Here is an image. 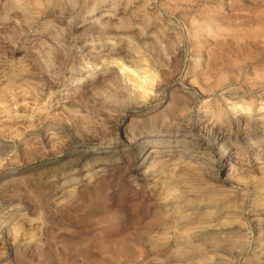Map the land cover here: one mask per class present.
<instances>
[{
    "label": "rangeland",
    "instance_id": "1",
    "mask_svg": "<svg viewBox=\"0 0 264 264\" xmlns=\"http://www.w3.org/2000/svg\"><path fill=\"white\" fill-rule=\"evenodd\" d=\"M260 94L264 0H0V264H264V175L143 164L212 104L262 128Z\"/></svg>",
    "mask_w": 264,
    "mask_h": 264
},
{
    "label": "bare ground",
    "instance_id": "2",
    "mask_svg": "<svg viewBox=\"0 0 264 264\" xmlns=\"http://www.w3.org/2000/svg\"><path fill=\"white\" fill-rule=\"evenodd\" d=\"M251 88L253 89V87ZM245 96L246 94L242 93L238 98ZM237 102H240L245 110L255 111L259 105L264 108V95L253 96L249 101L232 100V103ZM212 106L211 111L198 116L194 130L191 129L190 132H184L183 136L188 137L187 139H178L179 130L176 129L174 131L172 126H168L163 133L166 138L150 150L144 158L143 164L152 165L157 161L158 157L163 156V152H168L167 155L171 156L175 154L179 147H182L181 153L176 159L178 160L176 161L177 168H182L188 173L195 174L194 176L199 181L197 185L200 189L198 194L202 193L200 191L209 188L223 195L232 196L246 188L242 179L251 177V172L258 173L259 176L264 175V125H262V128L255 126L257 122L253 118L255 123L253 128L242 127L241 124L246 118L245 112L240 114V117L227 121V113H224L220 108L215 109L213 104ZM233 125L236 126L235 129ZM227 135L229 138L223 143L222 147L220 149L214 148L215 144L221 142ZM173 137L175 138L173 139ZM210 137H212L211 143L208 139L206 140V138ZM239 140H246L247 145H237ZM236 141L237 143H235ZM141 145L146 147L149 142H143ZM72 146L81 147L78 142ZM102 147L104 149L108 148L106 145H101L95 149ZM209 147L212 148L211 151H214L215 154L212 157L209 156L210 158H204V153ZM163 148H166V150L163 151ZM233 148H236V151L229 157ZM89 152L93 154L99 153L94 150H89ZM89 154H85V156ZM245 159L247 164L244 163ZM229 164L230 166L227 167ZM100 171L104 172L106 168H102ZM97 175L98 185L102 187L104 182L102 183L100 178L103 174ZM159 195L158 191L154 189L149 192L147 198L156 208L162 209L163 204Z\"/></svg>",
    "mask_w": 264,
    "mask_h": 264
}]
</instances>
